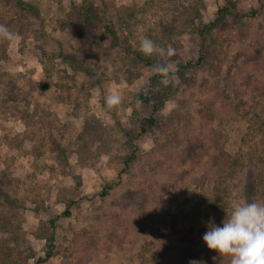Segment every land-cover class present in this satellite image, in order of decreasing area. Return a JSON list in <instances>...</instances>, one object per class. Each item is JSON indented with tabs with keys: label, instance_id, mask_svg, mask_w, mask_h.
<instances>
[{
	"label": "rangeland",
	"instance_id": "obj_1",
	"mask_svg": "<svg viewBox=\"0 0 264 264\" xmlns=\"http://www.w3.org/2000/svg\"><path fill=\"white\" fill-rule=\"evenodd\" d=\"M17 1L0 0L15 34L0 40V191L13 202L0 195V248L38 264L53 232L39 264H230L202 236L233 199L264 203V0ZM230 4L206 62L179 73L168 60L201 52L179 33L191 8L208 23ZM140 36L175 49L154 53L170 72L157 86L128 54ZM141 96L158 106L153 126Z\"/></svg>",
	"mask_w": 264,
	"mask_h": 264
},
{
	"label": "clouds",
	"instance_id": "obj_2",
	"mask_svg": "<svg viewBox=\"0 0 264 264\" xmlns=\"http://www.w3.org/2000/svg\"><path fill=\"white\" fill-rule=\"evenodd\" d=\"M15 34L9 28L0 24V40L12 41ZM139 51L145 56L158 54L162 59L175 54L173 48H163L145 36L139 38ZM151 72L166 76L169 67L165 63H154ZM121 103L117 93H109L105 97V105L111 109ZM136 108L142 106V101L135 99ZM202 240L209 250H214L219 256L230 257V264H264V203L255 200L233 199L230 211L219 225L210 219ZM213 260L216 257L212 258ZM193 264V262H192Z\"/></svg>",
	"mask_w": 264,
	"mask_h": 264
},
{
	"label": "trees",
	"instance_id": "obj_3",
	"mask_svg": "<svg viewBox=\"0 0 264 264\" xmlns=\"http://www.w3.org/2000/svg\"><path fill=\"white\" fill-rule=\"evenodd\" d=\"M17 3L20 6L23 5V2H21L20 0H18ZM229 6H231V4L228 6H225L224 8H220L218 10L215 18L210 20L208 23H204V21L201 17L200 9H198L197 7L191 8L193 14H192L191 18L188 19L187 24H185L186 28L179 33H181V35L185 34V35H188L190 37H195L198 40V42L200 43L201 52H200V56H199L197 62L190 61V62L186 63L185 65L180 64L178 62L176 56H173L172 59L168 60V62L170 64H174L178 67L179 73H181V71H183V70L189 69V68L194 67V66H200L204 63L205 56L207 54V50H208L209 45H210L208 43L207 37L223 21V18H226V16H229V15H232V11L234 10V8H230ZM256 14H257V12L255 10H253L251 12V14L239 15L238 13H236V14H234V17L254 18L256 16ZM87 17L90 18V16H88V15H87ZM196 22H197V24H196ZM104 30L112 37L114 42H118L119 38H118L114 29H112L108 25H105ZM174 35L175 34H172V37ZM172 46L177 47V45H175L174 43L172 44ZM128 54L133 56L136 60L144 62L147 65V67H149L150 69L154 63H161V60L155 54H153L152 56H145L141 52H129ZM164 63L167 64V61ZM169 73L167 75H169ZM167 75L162 76V75L153 74V78L151 80L152 86L159 85L160 80L168 77ZM140 99H141V101H143L145 104H147L149 106V108L151 109V112H152V114L148 117V119H146L144 121L147 123L146 125L153 126L157 122V118H156L155 114L158 110V106H157V104L152 102V99L149 97L141 96ZM142 131L145 132L146 131L145 128H142ZM136 157H137V154L135 151H133L125 159L126 164H129L130 162H132ZM104 194H106V192H104ZM0 195L4 198V200L8 204H13V202L11 201V199L9 198L8 195L4 194L2 191H0ZM70 215L71 214L69 211V207H67L64 212H62L61 214L57 215L54 218H51L50 224H51L52 229H54L55 224H56L58 219H60L61 217H69ZM1 233L3 234V232H1ZM47 238H48L47 240L50 242V247H51L50 251L46 254V257L44 259L39 258L37 260L38 264L41 262H45L49 258L52 257V248L54 246V238H55L54 233L52 232ZM18 255H19V251H17V250L14 251V248L10 245H9V247H7V246L1 247L0 248V264H22V262H24L23 259H20L22 255H20V256H18ZM33 257H34V254H29L27 256L28 259H31ZM12 259H14L13 262H12Z\"/></svg>",
	"mask_w": 264,
	"mask_h": 264
}]
</instances>
